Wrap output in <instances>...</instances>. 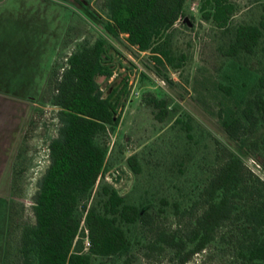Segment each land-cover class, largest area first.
Returning <instances> with one entry per match:
<instances>
[{
    "label": "trees",
    "instance_id": "obj_1",
    "mask_svg": "<svg viewBox=\"0 0 264 264\" xmlns=\"http://www.w3.org/2000/svg\"><path fill=\"white\" fill-rule=\"evenodd\" d=\"M188 1L108 0L107 16L99 20L108 35L124 34L130 46L156 63L178 67L170 31L185 15ZM75 2L85 15L92 14L80 0ZM200 11L223 36L219 49L227 62L225 75L210 72V77L221 95L217 112L221 128L235 146L223 159L218 147L214 172H209L203 187L194 185L203 211L193 215L199 203L196 189L186 196L163 194L158 206L144 197L131 200L107 182L93 195L108 162L104 137L118 127L130 93L128 78L107 93L98 82L100 76L109 80L116 70L115 47L102 34L94 42L79 43L59 73L54 74L53 65L36 98L58 108L60 126L49 143L50 164L33 197L36 221L22 227L19 264H107L108 259L144 246L154 252L169 250L176 264H187L221 239L224 228L236 220L240 227L233 264H264V181L244 160L245 155H257L264 168V134L259 136L264 127V4L257 21L239 24L233 22L237 11L233 0H201ZM146 100L159 121L173 117L166 97L148 94ZM184 123L191 140L192 126ZM128 163L136 174L141 172L137 156ZM168 211L193 215L190 227L152 230L156 216ZM85 214L88 246L80 237ZM124 264H130L129 259Z\"/></svg>",
    "mask_w": 264,
    "mask_h": 264
},
{
    "label": "rangeland",
    "instance_id": "obj_2",
    "mask_svg": "<svg viewBox=\"0 0 264 264\" xmlns=\"http://www.w3.org/2000/svg\"><path fill=\"white\" fill-rule=\"evenodd\" d=\"M233 1L237 4L235 24L257 21L262 13L264 0ZM200 8L201 0H189L185 15L170 31L178 66L174 67L167 61L158 64L149 54L130 46L124 34L120 38L108 35L99 20L103 18L101 13L107 16L105 5L97 6V10L90 8L92 14L85 15L73 0H0V40L8 51L4 54L5 61L7 57L15 59V64L31 60L41 66L38 81L41 90L52 66L54 74L59 73L66 57L84 40L94 42L103 34L115 47V73L109 80L100 76L98 82L107 93L111 86L122 87L128 78L130 93L121 110L118 127L109 129L104 137L109 148L108 162L93 195L107 182L131 200L139 201L144 197L158 206L163 194L186 196L196 189L199 203L193 215L203 211V199L194 185L198 183L203 187L209 172H214L218 147L223 159L235 146L221 128L217 114L221 95L210 77V72L225 75L227 62L219 49L223 36L202 18ZM178 59L182 60L180 64ZM148 94L149 97H166L173 117L164 122L156 119L155 109L146 100ZM30 104L19 156L13 166L15 178L9 187L8 262L3 258L0 264H19L22 227L36 221L33 197L38 180L50 164L49 143L58 135L60 126L58 108L49 101L36 100ZM186 120L192 126L194 138L191 140L186 137ZM263 134L264 127L259 130V136ZM216 140L219 143L216 144ZM133 155L141 164L139 174L128 163ZM244 160L248 169L264 181V168L257 155H245ZM245 201L250 203L252 199ZM168 212L156 216L152 230L185 231L190 227L193 215ZM85 216L80 237L88 246ZM239 227L238 220L229 223L221 232V239L196 254L187 264L236 263ZM125 259H129L130 264H176L169 250L154 252L145 246L132 250L127 256L108 259L107 264H124Z\"/></svg>",
    "mask_w": 264,
    "mask_h": 264
},
{
    "label": "crops",
    "instance_id": "obj_3",
    "mask_svg": "<svg viewBox=\"0 0 264 264\" xmlns=\"http://www.w3.org/2000/svg\"><path fill=\"white\" fill-rule=\"evenodd\" d=\"M35 0H29V2ZM75 2V0H73ZM84 5L97 10L108 0H80ZM103 17L105 15L101 13ZM4 41L0 40V259L9 256L10 231V181L14 180V162L19 156L23 140L26 114L31 102L42 90L38 83L42 68L31 60L15 64V59L5 61ZM20 50H18L19 52ZM25 86H29L25 89ZM43 89V88H42Z\"/></svg>",
    "mask_w": 264,
    "mask_h": 264
},
{
    "label": "built area",
    "instance_id": "obj_4",
    "mask_svg": "<svg viewBox=\"0 0 264 264\" xmlns=\"http://www.w3.org/2000/svg\"><path fill=\"white\" fill-rule=\"evenodd\" d=\"M88 245H89V241H88Z\"/></svg>",
    "mask_w": 264,
    "mask_h": 264
}]
</instances>
